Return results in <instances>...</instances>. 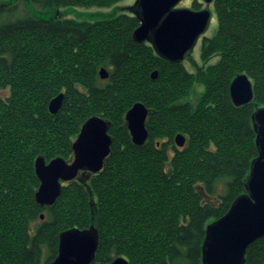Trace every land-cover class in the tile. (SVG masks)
<instances>
[{"label": "trees", "instance_id": "obj_1", "mask_svg": "<svg viewBox=\"0 0 264 264\" xmlns=\"http://www.w3.org/2000/svg\"><path fill=\"white\" fill-rule=\"evenodd\" d=\"M116 1L0 0V90L7 91L0 94V264H49L62 231L90 225L99 238L90 264L116 255L128 264H202L207 224L246 190L257 154L252 113L264 106V0L213 1L218 27L200 48L202 59H218L198 69L205 89L196 105L181 100L193 74L133 40L139 18L132 12L83 21L26 9L28 2L56 10ZM239 73L251 78L253 97L236 106L229 85ZM60 92L52 114L48 103ZM136 101L148 107L143 145L132 142L124 117ZM91 115L110 121L101 170L80 172L52 205L38 204L35 158L71 159ZM178 132L183 146L175 145ZM245 253L244 264H264V236Z\"/></svg>", "mask_w": 264, "mask_h": 264}, {"label": "water", "instance_id": "obj_2", "mask_svg": "<svg viewBox=\"0 0 264 264\" xmlns=\"http://www.w3.org/2000/svg\"><path fill=\"white\" fill-rule=\"evenodd\" d=\"M181 0H135L129 9L139 18L132 38L136 42L150 43L156 53L170 62H182L194 49L199 35L208 28L211 18L209 7L192 9L176 7ZM207 4L213 0H204ZM101 78L108 77L106 68L99 70ZM158 71L153 70L151 78ZM231 101L236 106L251 102L253 96L251 78L245 73L237 74L229 85ZM63 93L56 94L48 104L52 114L63 102ZM148 108L142 102H134L124 117L132 142L143 145L147 137L145 121ZM256 133L257 154L250 163L245 182V192L234 198L223 216L213 220L205 228L202 242V264H244L246 249L258 237L264 236V106L252 113ZM110 121L91 115L81 125L80 132L72 145L74 159L66 162L57 156L45 162L43 156L35 159V174L39 187L35 192L40 205L53 204L59 197L62 181L79 175L80 170L98 172L104 158L110 153ZM176 146H183L185 136L175 135ZM98 231L94 225L87 228L71 227L59 235L57 256L49 264H90L98 245ZM105 264H128V259L116 256Z\"/></svg>", "mask_w": 264, "mask_h": 264}, {"label": "rangeland", "instance_id": "obj_3", "mask_svg": "<svg viewBox=\"0 0 264 264\" xmlns=\"http://www.w3.org/2000/svg\"><path fill=\"white\" fill-rule=\"evenodd\" d=\"M193 1H195L198 4V6H194L192 4ZM213 1L207 4L204 0H181L180 2H178L176 4V7H179V8L187 7V8H192V9L193 8L194 9H204L205 7H209L210 10H211V14H212L211 18H210V21L208 23V25H209L208 28L205 30V32L203 34L199 35V38H198L197 42L195 43V45L193 47L194 49L191 51V53L189 55H186L184 57V60L182 62H178V63H182L183 67L188 72L192 73L193 76H194L193 82H192L191 87H190V89L188 91L189 93L186 95L185 98L181 99L182 101H186L187 100L192 105H196L197 104V101L199 100L200 96L203 94L204 89H205L204 82L197 76V74L199 72L198 69L202 68L205 71L206 67L208 65L215 64L217 62V59H218L217 58L218 56L217 57L216 56H211L209 58L202 59V57H201V48H200L205 36L206 37H212L216 33V30H217V27H218V25H217V23H218L217 15L214 12V3H213ZM134 2H135V0H119V1H116V3H113V4H111L109 6H105V7H99V6H96V5H94V6H83V7H80V6H72V7L71 6H61L59 9H56V10L54 9V7H50V8H41L40 7V8H38V7H35L34 5H31V3L28 2V3H26V9L32 15H34L37 18H45V19H47V18H50L52 15L58 14V12H59V13L65 15V16H67L69 18H72V19L74 18V19L83 20V21L84 20L85 21H95V19H103V18H106V17L116 16V14H118L119 12H127V11L132 12L129 9V6H132ZM20 6H22V5H20ZM100 68H102V67H100ZM153 70L157 71V69H153ZM106 71L108 73L107 69H106ZM0 94L3 97H5L7 95V91L6 90H0ZM51 99H53V97ZM51 99H50V101H51ZM185 140H186V138H185ZM45 162H48V161L45 160ZM81 172H83V171H81ZM90 173H91V171H90ZM92 173H97V172H92ZM199 190L203 191L201 189L200 185H199ZM205 199L206 200H210L213 203H216L218 201L214 196H212V197H207L206 196ZM48 205H43V206H48ZM50 205H52V204H50ZM44 217H45V215L42 213V214H40V218L39 219H41V220L45 219ZM215 219H218V218H215ZM215 219H213V220H215ZM213 220H210L209 223L213 222Z\"/></svg>", "mask_w": 264, "mask_h": 264}, {"label": "bare ground", "instance_id": "obj_4", "mask_svg": "<svg viewBox=\"0 0 264 264\" xmlns=\"http://www.w3.org/2000/svg\"><path fill=\"white\" fill-rule=\"evenodd\" d=\"M139 22H140V21H139ZM138 25H139V24H138ZM135 28H136V27H135ZM62 93H63V92H62ZM63 95H64V93H63ZM136 102H137V101H136ZM139 102H140V101H139ZM141 103H142V102H141ZM60 107H61V106H60ZM60 107H59V108H60ZM60 109H61V108H60ZM60 109H59V110H60ZM59 110H58V111H59ZM58 111H56V112H58ZM56 112H55V113H56ZM125 113H126V112H125ZM124 115H125V114H124ZM147 115H148V113H147ZM147 117H148V116H147ZM102 118H103V117H102ZM85 121H86V120H85ZM85 121H84V122H85ZM84 122H83V123H84ZM125 122H126V120H125ZM83 123H82V124H83ZM126 127H127V124H126ZM127 128H128V127H127ZM146 128H147V127H146ZM128 130H129V128H128ZM79 132H80V131H79ZM79 132H78V133H79ZM129 134H130V131H129ZM77 136H78V134H77ZM77 136H76V137H77ZM147 136H148V130H147ZM76 137H75V139H76ZM130 138H131V135H130ZM146 138H148V137H146ZM75 139H74V140H75ZM74 140H73V143H74ZM131 140H132V138H131ZM73 143H72V145H73ZM134 144H135V143H134ZM72 145H71V148H72ZM136 145H137V144H136ZM72 152H73V148H72ZM110 152H111V146H110ZM109 154H110V153H109ZM41 156H42V155H41ZM107 156H108V155H107ZM107 156H106V157H107ZM43 157H44V156H43ZM60 157H62V156H60ZM106 157H105V158H106ZM54 158H57V157H54ZM54 158H52V159H54ZM62 158H63L66 162H69V161L71 162V161L74 159V152H73V155H72L71 159H68V160H67V159H65L64 157H62ZM105 158H104V160H105ZM35 159H36V158H35ZM52 159H50V160H52ZM50 160H48V162H49ZM104 160H103V161H104ZM104 162H105V161H104ZM104 162H103V164H104ZM81 171H82V170H80V172H81ZM88 172H89V171H88ZM79 176H80V173H79V175H78L76 178H74V179H77ZM74 179H71V180H74ZM69 181H70V180H69ZM69 181H64V182L62 181L61 183H62V185L64 186V184H65V183H68ZM63 186H62V187H63ZM61 190H62V189H61ZM59 194H60V193H59ZM58 196H59V195H58ZM231 204H232V203H231ZM229 207H230V206H229ZM92 226H93V225H92ZM85 228H87V227H85ZM98 241H99V239H98ZM58 246H59V245H58ZM116 256H121V255H116ZM115 258H116V257H115ZM128 263H129V261H128Z\"/></svg>", "mask_w": 264, "mask_h": 264}, {"label": "flooded vegetation", "instance_id": "obj_5", "mask_svg": "<svg viewBox=\"0 0 264 264\" xmlns=\"http://www.w3.org/2000/svg\"><path fill=\"white\" fill-rule=\"evenodd\" d=\"M176 137V136H175ZM176 145V144H175Z\"/></svg>", "mask_w": 264, "mask_h": 264}]
</instances>
